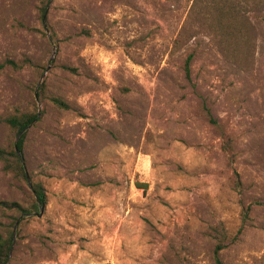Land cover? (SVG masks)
<instances>
[{"label":"rangeland","instance_id":"1","mask_svg":"<svg viewBox=\"0 0 264 264\" xmlns=\"http://www.w3.org/2000/svg\"><path fill=\"white\" fill-rule=\"evenodd\" d=\"M8 60L0 116L38 118L26 179L0 159L5 264H264V0H0Z\"/></svg>","mask_w":264,"mask_h":264},{"label":"trees","instance_id":"2","mask_svg":"<svg viewBox=\"0 0 264 264\" xmlns=\"http://www.w3.org/2000/svg\"><path fill=\"white\" fill-rule=\"evenodd\" d=\"M46 7H42V15L45 14ZM192 54H189L186 58L184 70L185 75L189 77L190 73V67L189 63L191 60ZM6 63H11L12 65H15L14 62L8 60L5 62H0V69L4 67ZM51 100L58 105L59 107H65L67 108V104L58 97H52ZM206 114L208 116V119L210 122L214 123L215 120L210 115V110L206 108ZM38 118L37 112H31V113H19V114H9L6 116H0V121L6 123L11 129H13L17 135V139L13 143L10 150H6L4 148H0V159L4 163V168L11 170L16 175L26 179L25 169L23 165V159L21 156V152L23 149L24 144V137H25V129L29 124H31L33 121H35ZM21 132V133H20ZM20 133V135H19ZM19 135V136H18ZM222 149L225 151V153L228 155L229 164H233L235 160V153L232 146V141L230 137L227 135H223V140L221 143ZM233 170V185L234 188L240 191L241 188V180L239 177L238 172L232 168ZM138 188L146 189V186H142L141 184L135 185ZM31 188L34 193L35 197V204L34 206L36 208L40 206H44L47 202L46 193L44 190V187L41 183L38 182H32ZM5 207L15 209L18 211H27L23 207L20 206L17 202H4ZM12 244V230L8 231V234L6 236H3L0 233V264H5L7 261V258L9 256L10 248ZM217 259V264H222L221 261Z\"/></svg>","mask_w":264,"mask_h":264},{"label":"water","instance_id":"3","mask_svg":"<svg viewBox=\"0 0 264 264\" xmlns=\"http://www.w3.org/2000/svg\"><path fill=\"white\" fill-rule=\"evenodd\" d=\"M20 133H21V132H20ZM20 133H19V135H20ZM19 135H18V136H19Z\"/></svg>","mask_w":264,"mask_h":264}]
</instances>
